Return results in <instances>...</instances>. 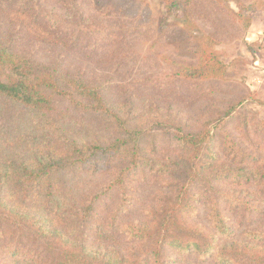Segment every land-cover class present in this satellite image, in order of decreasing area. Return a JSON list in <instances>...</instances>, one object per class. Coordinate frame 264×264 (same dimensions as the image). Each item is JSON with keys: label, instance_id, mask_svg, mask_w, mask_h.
Wrapping results in <instances>:
<instances>
[{"label": "rangeland", "instance_id": "obj_1", "mask_svg": "<svg viewBox=\"0 0 264 264\" xmlns=\"http://www.w3.org/2000/svg\"><path fill=\"white\" fill-rule=\"evenodd\" d=\"M178 1L187 7L193 28L168 14L159 0H0V43L58 83L44 90L52 100L46 114L0 94V163L32 160L46 141H59L65 149L70 141L108 146L127 140L131 152L141 146L167 160L181 153L177 135L186 132L215 137L223 160L225 149L236 148L233 141L238 140L251 154L250 167L253 156L264 162V65L258 64L264 57V42H258L264 1L259 16L258 0ZM201 35L214 39L218 57L228 66L223 79L192 80L180 74L183 65L194 64L183 47ZM8 75L0 67V79L6 82ZM79 80L98 90L118 116L96 110L72 84ZM95 162L98 167L68 165L55 171L53 180L73 205L96 201L104 218L127 203L117 225L145 221L161 200L183 195L182 184L176 191L168 179L149 171L128 179V190L104 195L129 161L109 155ZM193 187L200 197L196 222L212 229L202 185ZM243 188L255 195L264 191L255 183ZM260 208L262 213L227 209L237 239L264 232ZM113 239L120 250L130 247L122 236ZM161 252L168 253L169 264H217L212 256L185 255L167 246Z\"/></svg>", "mask_w": 264, "mask_h": 264}, {"label": "trees", "instance_id": "obj_2", "mask_svg": "<svg viewBox=\"0 0 264 264\" xmlns=\"http://www.w3.org/2000/svg\"><path fill=\"white\" fill-rule=\"evenodd\" d=\"M159 1L165 4L168 14L179 15L186 19L187 27L193 28L183 3ZM183 49L186 57L194 61L181 67L183 77H225L228 66L218 57L212 37L201 35ZM0 67L9 72L6 82L0 79V94L43 114L52 109V100L44 90L56 88L54 77L40 75L30 59L13 53L2 43ZM72 84L97 105L96 110L118 116L116 108H109L98 90L81 80ZM177 137L181 153L167 160L153 157L141 146L131 152L127 140L108 146L70 141L65 149L59 141L53 145V141H46L32 160L0 163V264H169L168 253L161 252L166 246L185 255L212 256L217 264H264V232L252 231L239 240L226 214L228 208L262 213L264 191L255 195L243 188L251 183L264 187L262 158L253 156L250 167L247 159L251 154H246L238 140L233 141L236 148L225 149L223 160L215 150V137L209 133L186 132ZM109 155L129 162L113 176L102 191L104 195L115 194L120 188L128 190V179L144 176L147 171L160 180L168 179L176 191L182 184L179 191L183 195L161 200L147 211L145 221L123 225L114 221L127 203L108 218L103 217L96 201L71 204L56 186L54 172L68 165L98 167L95 159ZM195 184L202 185L212 229L196 222L195 206L200 197ZM116 234L125 238L130 247H115L112 242ZM38 247L44 252H39Z\"/></svg>", "mask_w": 264, "mask_h": 264}, {"label": "crops", "instance_id": "obj_3", "mask_svg": "<svg viewBox=\"0 0 264 264\" xmlns=\"http://www.w3.org/2000/svg\"><path fill=\"white\" fill-rule=\"evenodd\" d=\"M264 0H258V16L260 13V2H263ZM262 9V8H261ZM258 19H262L261 17H258ZM259 25V24H258ZM264 26V23H263ZM258 42H264V31H262V35L260 34V32L258 31ZM261 53L264 54V48L261 50ZM258 64L260 65H264V57L263 58H259ZM261 67V66H260ZM261 69V68H260ZM258 69V70H260Z\"/></svg>", "mask_w": 264, "mask_h": 264}]
</instances>
